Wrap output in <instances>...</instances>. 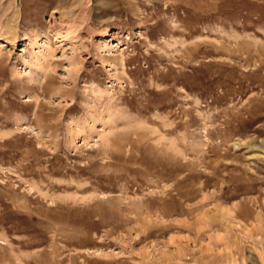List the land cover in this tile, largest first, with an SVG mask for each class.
I'll list each match as a JSON object with an SVG mask.
<instances>
[{
	"label": "rangeland",
	"instance_id": "1",
	"mask_svg": "<svg viewBox=\"0 0 264 264\" xmlns=\"http://www.w3.org/2000/svg\"><path fill=\"white\" fill-rule=\"evenodd\" d=\"M0 264H264V0H0Z\"/></svg>",
	"mask_w": 264,
	"mask_h": 264
},
{
	"label": "bare ground",
	"instance_id": "2",
	"mask_svg": "<svg viewBox=\"0 0 264 264\" xmlns=\"http://www.w3.org/2000/svg\"><path fill=\"white\" fill-rule=\"evenodd\" d=\"M8 39H10L11 41H14L15 40V37L14 36L8 37Z\"/></svg>",
	"mask_w": 264,
	"mask_h": 264
}]
</instances>
